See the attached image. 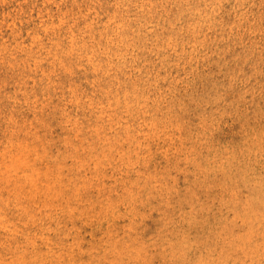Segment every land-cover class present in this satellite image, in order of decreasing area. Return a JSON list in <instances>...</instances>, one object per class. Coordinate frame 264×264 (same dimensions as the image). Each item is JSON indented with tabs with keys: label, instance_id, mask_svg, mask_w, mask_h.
Segmentation results:
<instances>
[{
	"label": "rangeland",
	"instance_id": "obj_1",
	"mask_svg": "<svg viewBox=\"0 0 264 264\" xmlns=\"http://www.w3.org/2000/svg\"><path fill=\"white\" fill-rule=\"evenodd\" d=\"M0 264H264V0H0Z\"/></svg>",
	"mask_w": 264,
	"mask_h": 264
}]
</instances>
